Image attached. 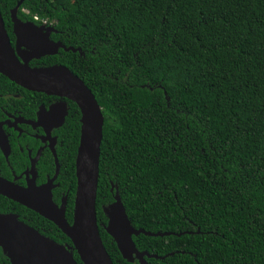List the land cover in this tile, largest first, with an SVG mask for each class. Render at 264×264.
Segmentation results:
<instances>
[{
  "label": "trees",
  "instance_id": "1",
  "mask_svg": "<svg viewBox=\"0 0 264 264\" xmlns=\"http://www.w3.org/2000/svg\"><path fill=\"white\" fill-rule=\"evenodd\" d=\"M21 1L18 20L65 48L31 67L68 68L102 109L96 207L113 263L140 264L107 232L119 195L135 229L172 234L133 238L159 257L148 264H264V0H0L12 40ZM68 104L53 199L72 224L82 114ZM11 214L82 264L55 224L0 196Z\"/></svg>",
  "mask_w": 264,
  "mask_h": 264
},
{
  "label": "water",
  "instance_id": "2",
  "mask_svg": "<svg viewBox=\"0 0 264 264\" xmlns=\"http://www.w3.org/2000/svg\"><path fill=\"white\" fill-rule=\"evenodd\" d=\"M24 1L19 2L11 16L16 36L13 46L5 21L0 13V74L12 83L34 93L56 96L75 103L82 114L81 141L76 160L77 191L74 218L70 224L66 218L67 201L59 207L53 200L54 182L60 174L56 158L55 177L43 187L30 184L23 188L0 178V196L34 211L55 224L72 242L82 264H114L100 235L97 218V196L101 147L104 138L105 119L94 94L85 82L63 66L33 68L30 61L56 54L60 45L50 40L51 29L46 32L34 25H24L18 20V12ZM57 106L48 114L66 115ZM61 111V113H60ZM60 126V125H59ZM108 234L115 240L123 258L137 259L148 264L146 258L159 259L148 253H140L133 238L140 235L165 237L171 233H151L133 227L119 195L109 213ZM0 249L11 264H79L70 247L58 245L41 235L36 229L19 221L17 215H0Z\"/></svg>",
  "mask_w": 264,
  "mask_h": 264
},
{
  "label": "flooded vegetation",
  "instance_id": "3",
  "mask_svg": "<svg viewBox=\"0 0 264 264\" xmlns=\"http://www.w3.org/2000/svg\"><path fill=\"white\" fill-rule=\"evenodd\" d=\"M48 29L53 31L51 27ZM53 35L51 32L50 40L60 45L56 54L33 59L29 63L30 66L34 61L56 56L65 49L61 43L62 39ZM11 42L16 46V36ZM68 101L31 91L28 94L12 92L0 84V178L28 188L33 183L37 187H43L55 177L56 158L60 148L57 133L66 123L69 114ZM57 106L61 107L59 109L62 114L64 108L66 110L62 124L58 114L50 113V116H44ZM58 178L54 182L56 187L53 194L59 187Z\"/></svg>",
  "mask_w": 264,
  "mask_h": 264
}]
</instances>
